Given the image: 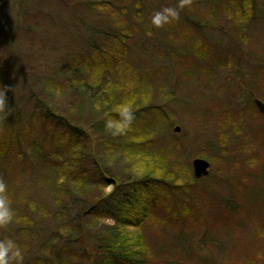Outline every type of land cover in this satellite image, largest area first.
<instances>
[{
	"label": "rangeland",
	"instance_id": "obj_1",
	"mask_svg": "<svg viewBox=\"0 0 264 264\" xmlns=\"http://www.w3.org/2000/svg\"><path fill=\"white\" fill-rule=\"evenodd\" d=\"M90 2L98 5L92 8ZM243 2H248L251 11L246 15L248 18L238 21L240 13L226 12V6ZM178 4L179 0L1 2L0 34L6 27L3 13L8 17L11 33L0 41V91H6V104L0 113L8 118L18 111L21 117L32 113L29 96L33 79L40 81L37 91L46 81L62 84L65 95L56 93L54 105L58 110H55L62 112L72 104L77 106L82 91L74 95L70 91V81L77 77L64 74L59 78L58 69L72 55L82 54L90 43L100 44L103 34L114 23L131 28L125 60L128 64L123 70L127 72L121 75L124 88L132 87L133 79L137 78L135 71L142 77L148 73L153 83L151 106L165 113V121L160 123V137L182 145L183 151L178 156L182 159V168L188 164L192 167L196 158L211 164L209 176L200 181L195 179L190 186L191 208L199 209L204 218L186 221L205 222H197L196 228L187 230L185 242L194 258L192 262L179 264H264V245L254 227L249 222L240 223L242 216L238 221L222 216L231 205L242 208L250 202L254 194L243 192L241 197V193L253 182L254 171L259 170L254 159L258 156L256 142L264 137L258 131L264 120L258 116L253 99L264 102V0H189L182 10L178 9V20L162 28L152 26L154 12ZM238 23H244L242 28ZM198 54L205 57L200 60ZM88 116L89 108L83 117ZM176 127H180L178 133H175ZM89 135L90 149L97 160L101 159L96 162L97 171L109 178L120 176L122 163L102 153L95 144L97 138L92 132ZM226 145L227 154H223L222 147ZM93 168L91 161L84 166L86 171ZM51 173L32 157L10 153L0 160V180L8 186L7 196L13 212L12 221L0 228V240H14L23 253L22 261L12 260L10 264H33L35 258L49 259L52 246L63 247L66 243L80 254L83 242L75 239L79 231L91 229L96 233L114 225L111 219L91 224L89 218L85 227L82 221H74L79 207L69 211V202L65 209L55 203L48 190ZM93 173L96 181L98 176ZM91 187L94 190L95 186ZM105 192L113 193L114 187ZM30 201L37 204L39 212L33 211ZM94 202L88 199L84 205L89 209ZM255 203L254 208L259 209ZM42 204L45 208L41 211ZM25 216L34 222L27 238L18 233L24 227L18 221ZM153 216L141 230L150 247L161 246L164 241L165 214L158 211ZM59 231L60 242L56 240ZM171 231V238L178 237V230ZM175 254L179 255L178 250ZM77 256L80 255L71 256L73 262L83 263Z\"/></svg>",
	"mask_w": 264,
	"mask_h": 264
},
{
	"label": "trees",
	"instance_id": "obj_2",
	"mask_svg": "<svg viewBox=\"0 0 264 264\" xmlns=\"http://www.w3.org/2000/svg\"><path fill=\"white\" fill-rule=\"evenodd\" d=\"M89 5L94 8L98 3L90 2ZM226 7V12L230 14L240 13L238 21L248 18L246 15L251 13L248 2ZM3 17L7 20L0 41L7 39L11 33L8 17L5 13ZM244 23L237 25L242 28ZM131 34V28L114 23L103 34L100 44L90 43L82 54L72 55L68 63L58 69L56 76L59 78L64 74L77 77L70 81L73 95L82 91L77 106L72 104L62 112L57 111L54 100L56 93L65 95L62 84L46 81L37 91L40 81L33 79L29 96L33 103L32 113L21 117L18 111L11 118L0 113L1 161L10 153L32 157L52 172L48 182L49 193L59 207L68 208L65 204L69 202V211H74L78 205V218L74 221H82L83 227L89 218L91 224L103 219L114 222L104 231H79L75 239L83 242L80 254L66 243L63 247L52 246L51 258H35L33 264H179L182 261L192 262L194 258L191 247L185 242L187 230L196 228L197 222L205 221H186L204 218L199 209L191 208L189 190L195 182L192 170L190 172L192 167L188 164L182 168V159L178 156L183 147L179 142L160 137V123L165 121V113L151 106L153 83L149 74L142 77L135 71L137 78L133 79L132 87L124 88L121 75L127 72L123 70L128 64L125 60ZM201 52L206 53V50L201 49ZM198 56L200 60L205 57L202 54ZM20 75L24 77L25 73L20 72ZM124 104L131 107L135 119L125 134L114 136L106 129V121L110 118L121 120L120 107ZM88 108L89 116L84 119V111ZM258 116L262 118L259 113ZM263 127L258 130L262 135ZM90 132L97 138L95 144L102 153L122 163L120 176L109 178L97 171V163L101 159L97 160L90 149ZM256 144L258 156L254 161L258 162L259 170L252 174L253 182L243 186L241 197L243 192L254 195L244 207L231 205L232 208L222 216L234 221L242 216L239 222H249L264 245V137ZM222 153L227 154V145L222 147ZM89 161L95 167L92 171L84 169ZM93 172L98 176L96 181L93 180ZM255 179L257 182L254 184ZM91 186H95L94 190ZM110 186L114 187V192L106 193ZM254 187H260L261 194ZM88 199L95 201L89 209L84 205ZM253 203L259 209H255ZM29 204H33L34 212H39L36 203L30 201ZM39 206L41 211L42 207L45 208L43 204ZM158 211H162L166 218L162 221L164 241L161 246L150 247L141 230ZM18 223L24 226L18 230L22 237L31 235L34 222L30 217H21ZM171 230H178V237L171 238ZM56 240L61 241L60 231ZM177 250L179 255L175 254ZM73 254L80 255L76 259L84 262L74 263L71 259Z\"/></svg>",
	"mask_w": 264,
	"mask_h": 264
},
{
	"label": "clouds",
	"instance_id": "obj_3",
	"mask_svg": "<svg viewBox=\"0 0 264 264\" xmlns=\"http://www.w3.org/2000/svg\"><path fill=\"white\" fill-rule=\"evenodd\" d=\"M189 0H179L177 7H165L160 11L153 13L151 17V24L156 28H162L170 24L174 20L180 18V10H182ZM6 91H0V110H3L6 104ZM121 120L108 119L106 121V129L110 130L112 135H123L131 127L135 115L127 104L120 107ZM7 184L0 180V228L8 225L13 219V212L10 206V200L7 196ZM23 260V253L19 245L12 239L0 240V264H10V261Z\"/></svg>",
	"mask_w": 264,
	"mask_h": 264
},
{
	"label": "water",
	"instance_id": "obj_4",
	"mask_svg": "<svg viewBox=\"0 0 264 264\" xmlns=\"http://www.w3.org/2000/svg\"><path fill=\"white\" fill-rule=\"evenodd\" d=\"M255 107L257 108L258 112L264 118V102L259 99L254 100ZM180 131V127L175 128V133ZM192 168H193V175L196 180H201L206 178L210 174L211 164L206 159L196 158L192 161Z\"/></svg>",
	"mask_w": 264,
	"mask_h": 264
},
{
	"label": "flooded vegetation",
	"instance_id": "obj_5",
	"mask_svg": "<svg viewBox=\"0 0 264 264\" xmlns=\"http://www.w3.org/2000/svg\"><path fill=\"white\" fill-rule=\"evenodd\" d=\"M239 30H241V29H239ZM254 100V99H253Z\"/></svg>",
	"mask_w": 264,
	"mask_h": 264
}]
</instances>
